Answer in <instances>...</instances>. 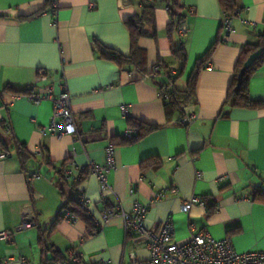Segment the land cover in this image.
<instances>
[{"label":"crops","instance_id":"0c3cea01","mask_svg":"<svg viewBox=\"0 0 264 264\" xmlns=\"http://www.w3.org/2000/svg\"><path fill=\"white\" fill-rule=\"evenodd\" d=\"M141 1L59 0L54 23L46 0H0V153H9L0 158V231L16 230L26 215L36 221L18 230L12 242L0 238V257L12 258L4 264H20L22 256L30 264H44L55 257L62 259L73 246L83 254L85 264H98L101 258L112 264H132L131 250L136 252L137 264L147 261L150 252L145 239L127 232L121 216L94 235L78 218L63 216L55 223L66 197L71 200L80 193L92 200L90 209L98 216L117 205L130 212L140 200L149 206L147 227L158 232L171 218L178 243L206 229L216 239H231L238 251L264 250V200L258 195L264 192V62L247 84L258 104H225L243 48L264 35V0H237L239 15L230 34L223 28L219 0H179L186 36L178 28L169 30L171 0H144L154 6L146 28H155L156 36L139 39V65L122 66L102 57L95 41L131 54L127 21L142 13ZM216 41L199 73L195 97L183 104L185 112L195 111L197 118L184 126L180 109L167 106L159 94L167 78L163 74L157 80L141 78L140 69L170 65L179 75L169 90L186 91L196 61ZM181 43L187 51L184 65L172 54L173 46ZM40 68L48 69L50 75L38 82ZM65 79L76 135L43 133L51 121L53 102L46 99L36 104L6 89L34 87L44 92L53 85L58 92ZM124 103L134 120L156 128L124 142L121 137L129 128L120 107ZM112 138L117 142L116 168L108 175L112 192L103 195L98 177L89 172L76 187L70 180L64 184L63 170L78 175L90 161L103 164ZM21 145L25 156L20 154ZM198 172L202 173L199 178ZM168 186H176L177 193L158 200V191ZM194 195L215 201L216 207L208 211L194 205L184 212L183 201Z\"/></svg>","mask_w":264,"mask_h":264},{"label":"built area","instance_id":"2783aa9c","mask_svg":"<svg viewBox=\"0 0 264 264\" xmlns=\"http://www.w3.org/2000/svg\"><path fill=\"white\" fill-rule=\"evenodd\" d=\"M52 7V14L54 16V23L57 22V11L59 9V0H46ZM92 7L95 4H91ZM190 13H194V8H189ZM239 13L233 15L224 14L223 28L226 34L233 32V20ZM181 35L188 34V28L181 25L179 28ZM63 69V67H62ZM163 72V65L157 63L152 67L150 77H157ZM172 75L177 74L174 67L170 68ZM50 71L46 68L38 70L37 81H45L49 78ZM159 94L163 98H168V94L159 89ZM31 101L39 104L43 100H51L53 102V114L48 128H43L42 132L46 133L49 130L53 134L58 135H76L78 128L75 121V116L72 108V100L68 91L66 79L59 84V91L56 92L55 86H50L44 92L33 90L26 95ZM186 105V104H185ZM183 105V108L185 107ZM121 111L127 120L132 118L130 107L128 104H121ZM197 118L195 111L186 112L181 119V124L184 126L190 125ZM7 133H11V127L6 126ZM134 129L128 128L123 136L131 139ZM106 161L103 164L90 161L86 166L80 168L78 175H72L70 169H65L63 177L70 181H79L83 178L85 172L95 174L100 182V190L103 195L113 191L112 185L109 182V172L116 168V145L111 141L106 146ZM36 153H40L38 150ZM74 154L76 151L74 149ZM9 155L8 152L0 153V158H5ZM202 173L198 172V178ZM39 174H33L32 177H37ZM223 177L220 178V180ZM132 192L135 188L131 189ZM178 188L176 186H168L161 188L157 193V199L167 197L169 193L176 194ZM92 200L80 193L79 205L82 209L87 210L93 217L95 222L103 227L112 218L121 216L124 219L125 229L127 232H134L145 239L146 246L149 249L150 256L147 261L140 264H264V250L251 249L247 251L236 250L232 240L216 239L206 229L200 230L191 235L190 239L184 243H178L175 239L176 229L175 224L171 218L166 219L158 232H155L147 227L146 217L149 211V206L136 200L132 211L125 210L122 206L117 205L103 210L99 216L90 209ZM212 204L211 200H207L199 195H194L186 199L182 203V210L189 212L194 205H201L208 208ZM64 218H75L70 209H66L63 214ZM36 224L33 216L26 215L22 223L16 230H2L0 231V238L7 242L14 241L18 230H24ZM132 264H137V256L134 250L128 253ZM12 258L4 259L0 257V264L11 261ZM20 264H30L27 257L19 258ZM44 264H85V258L80 250L73 246L69 249L68 254L59 260H50ZM98 264H112L108 258H101Z\"/></svg>","mask_w":264,"mask_h":264},{"label":"trees","instance_id":"16d2710c","mask_svg":"<svg viewBox=\"0 0 264 264\" xmlns=\"http://www.w3.org/2000/svg\"><path fill=\"white\" fill-rule=\"evenodd\" d=\"M219 1L223 8L224 14L233 15L235 13H239L240 9L237 5V0H219ZM141 2L143 3L142 13L140 15L133 16L127 21V25L129 27L130 35H131V42H132L131 54L129 56L123 55L117 50L113 48H108L102 45L100 42L95 41L96 49L99 51L102 57L108 60H113L122 66L127 64L132 67V65L135 64L137 67V65H139V61H137V58L139 54L142 52V49L139 47V39L143 36H152V37L156 36L155 28H153L152 31H149L146 28V24L149 22L150 19L153 18L154 6L147 4L146 2H144V0H142ZM47 6H50L49 2L46 3V7ZM169 11L171 15L169 30L171 31L174 28L179 29L183 24L182 22L184 19L183 7L180 5L179 0H171L169 4ZM216 44L217 41L208 49V51L201 58H199L196 61V64L190 74L188 88L186 91L169 90L168 85L174 83V81L176 80L179 74L177 72L176 75H172L170 72L171 66L161 63L163 65V72L160 75L163 74L167 78V81L160 84V89L164 93L168 94V98L167 99L165 98L167 102L166 103L167 106L177 107L180 109L181 111L180 122L182 117L186 113L182 105L183 104L187 105L190 99L195 97L199 73L202 69L205 68L206 63L210 60V57L212 55V52ZM172 54L181 64L184 65L186 63L187 51L183 43H181L180 46L178 47L173 46ZM263 62H264V35L260 37L258 43L246 45L243 48L236 64L235 76L230 85L225 104L230 103L232 106H243V107L254 106L255 104H258L257 102L253 101L252 98L250 97L247 84L251 76L263 64ZM243 68H245V74L241 85L238 86V76ZM151 70L152 68L149 70L140 69L139 76L141 78L150 77L149 75H151ZM151 78L157 80V77H151ZM6 89L11 90L16 95L25 96L30 94L34 90V87H26V88L18 89L7 86ZM128 122H129V128L134 129V133L132 134L131 139L122 136L121 139L124 142H132L148 134L149 132H151L156 128V125L139 122L137 120H134L133 117L129 118ZM111 142L117 145V142L115 141L114 138H112ZM1 143L5 144L3 139H1ZM19 149H20V154L22 156H25L26 153L22 145L19 146ZM62 179L64 180L63 174H62ZM82 179L83 178H81L79 181L72 182V186L76 187V185L79 184ZM66 183L68 182L65 179L64 184ZM58 185L61 187L60 184ZM258 195L261 196V198L264 200V192H260V194ZM205 199L210 200L208 198ZM211 201L212 204L208 207V211H212L216 207L215 201L213 200ZM71 203H73L72 207H70ZM66 209H70L74 214L75 218L81 219L86 223L89 235H94L101 231L102 228L95 222L94 217L87 210L82 209L81 206L79 205V196L71 200H68V198L66 197V201L62 205V208L59 212V216L56 219L55 223L63 218V214ZM51 250L52 249H47V251H51ZM55 260H59V259L55 257ZM46 261H50V259Z\"/></svg>","mask_w":264,"mask_h":264},{"label":"water","instance_id":"95a60500","mask_svg":"<svg viewBox=\"0 0 264 264\" xmlns=\"http://www.w3.org/2000/svg\"><path fill=\"white\" fill-rule=\"evenodd\" d=\"M244 74H245V68H243L240 73H239V76H238V86L241 85L242 81H243V77H244Z\"/></svg>","mask_w":264,"mask_h":264}]
</instances>
